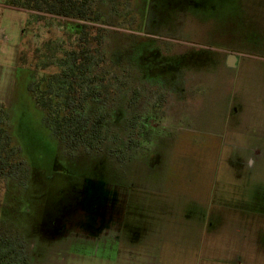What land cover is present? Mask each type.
<instances>
[{
    "label": "rangeland",
    "instance_id": "1",
    "mask_svg": "<svg viewBox=\"0 0 264 264\" xmlns=\"http://www.w3.org/2000/svg\"><path fill=\"white\" fill-rule=\"evenodd\" d=\"M128 2L117 29L143 35L126 41L131 77L175 91L178 108L151 112L161 141L122 160L54 136L29 83L58 61L38 59L47 48L68 45L62 23L0 0V109L24 164L0 187V226L30 264H264V0ZM233 51L237 68L218 55Z\"/></svg>",
    "mask_w": 264,
    "mask_h": 264
},
{
    "label": "trees",
    "instance_id": "2",
    "mask_svg": "<svg viewBox=\"0 0 264 264\" xmlns=\"http://www.w3.org/2000/svg\"><path fill=\"white\" fill-rule=\"evenodd\" d=\"M122 1L124 0H98L96 4L95 0H8L11 6L47 12L49 14L47 17L57 18L60 23L64 21L63 24L68 26L64 40L68 45L63 51L52 53L47 48L43 55L38 57L42 60L47 55L56 54L58 61L44 65V70H49V73L37 81L30 82L29 88L43 112L45 123L51 127L54 136L71 150L77 148L96 152L110 150L112 153L124 154L126 151L121 144L124 135L120 131L122 126L114 125L130 121L143 126L141 122L143 114L138 110L141 104L138 85L132 79L129 82L119 77L120 74L126 73L123 61V58H126L125 54L128 53L126 41L129 37L143 38L141 34L117 29L119 27L117 24L126 21L123 18L126 11L123 15L120 14V6L129 2L125 0L120 5ZM111 10L112 14L109 15ZM34 17L38 20L47 19L37 13ZM62 17L90 21L98 26L81 23L80 29H77L78 23L62 20ZM100 24L116 28L109 40L112 43H108L106 47L103 45L105 33ZM125 28L134 29L131 26ZM159 40L157 38V41ZM116 46L123 52L122 56L116 54ZM227 54L218 53L224 57ZM107 60L110 62V69L104 65ZM132 88L133 94L127 99L126 89ZM36 89L39 90L37 92L39 95L35 92ZM146 136H150L148 131ZM136 137L138 135H135ZM111 138L114 140L112 145L109 142ZM14 152L18 154L13 144L10 125L0 109L1 188L8 187L14 178L21 177L24 164L22 159L17 161L13 158ZM8 233L7 227L0 226V264H30L29 251L23 239L20 235L10 238Z\"/></svg>",
    "mask_w": 264,
    "mask_h": 264
},
{
    "label": "flooded vegetation",
    "instance_id": "3",
    "mask_svg": "<svg viewBox=\"0 0 264 264\" xmlns=\"http://www.w3.org/2000/svg\"><path fill=\"white\" fill-rule=\"evenodd\" d=\"M35 12L37 14H40V15L49 16V14L47 12H39V11H35ZM111 14H112V10L110 11L109 15H111ZM62 18H63V20H66V21H71L72 19H76V18H70V17H62ZM63 22H62V26H61V27H63L61 34L63 36V40H65L66 39L65 34H66V30H68V26H66L65 23L63 24ZM86 22H88V21L84 22L82 20L81 23H86ZM81 23H78L76 25L77 29H80ZM96 26H98V25H96ZM99 26L103 29V31L105 33V41L103 42V45L106 47L108 45V43H112L109 40L111 39V36L113 35V30H114L113 28L114 27L111 25H103V24H100ZM124 32L137 34V32H140V31H133L130 29H124ZM157 38H158V36H157ZM228 55L229 54H227L225 56V58L228 59ZM237 56H238V59H237L235 68H237L241 62L240 56L238 54H237ZM219 57H222V59H223L222 62L226 65L228 61L227 62L224 61V58H223L224 56H219ZM123 61H125V66H126L125 72L126 73L120 74L119 77L121 80H125V81L130 82L133 80L130 72H131V67L134 65L132 62L129 61V58H123ZM109 63L110 62L108 60L105 61L104 65L107 66V69L111 68V65ZM229 67H231V66H229ZM33 81H35V80H32V82ZM134 81H136V83L138 85L137 87L139 90L138 91L139 92L138 93L139 102L145 101L143 99H148L147 102L145 101L146 102V108L145 109L148 112H147V114H145L144 111H141L143 114L142 120H141V122L143 123V126H141L140 124H134L130 121L122 123V128L120 129V131H122L124 137L121 139V144H123V146H124L123 148L125 149L126 152L124 154H116V153H112L110 150L107 151V153H109L111 155H116L122 160H124L126 157H131V156L136 155L137 153L135 151L137 150V148H135V146H138L142 141H144V142L152 141L153 144H155L154 142H156L157 145L161 141V138H160L161 134L159 133L158 128L161 129L163 127H161L160 123L157 124V126H158L157 127V138L155 140H152L151 135L146 137V132H147V130H145L147 128L146 127L147 126L146 119H148L147 116H150L151 112L156 111L157 115L161 114L163 117H165V114H166V112L169 111V109H174V108L177 109L178 108L177 100H176L177 95H176L175 91L169 90L168 88H165V87H160L159 85H154L151 80L144 79L143 81L142 80H134ZM125 93L128 94V96H126V97H127V99H129V96L133 94V88L131 90L126 89ZM176 109H175V111H176ZM175 111H173L172 114L175 113ZM157 118H159V117H157ZM133 126H134V129H133ZM131 131H133V132H131ZM135 135H138V137H136L137 139L135 138ZM109 142H110V145H112L114 143V140L111 138L109 140ZM149 150L150 149L148 148L146 151H149ZM247 160L250 162H253L254 158L249 156L247 158ZM103 219L104 218L95 219V221H94V226H96L95 228L101 229V227L105 226L104 222L102 221Z\"/></svg>",
    "mask_w": 264,
    "mask_h": 264
},
{
    "label": "water",
    "instance_id": "4",
    "mask_svg": "<svg viewBox=\"0 0 264 264\" xmlns=\"http://www.w3.org/2000/svg\"><path fill=\"white\" fill-rule=\"evenodd\" d=\"M238 56L236 53H230L228 55V65L231 67H235L236 66V62H237Z\"/></svg>",
    "mask_w": 264,
    "mask_h": 264
},
{
    "label": "crops",
    "instance_id": "5",
    "mask_svg": "<svg viewBox=\"0 0 264 264\" xmlns=\"http://www.w3.org/2000/svg\"><path fill=\"white\" fill-rule=\"evenodd\" d=\"M226 53H228V52H226ZM230 53H232V52H230ZM233 53H236V52H234V51H233ZM228 54H229V53H228ZM236 54H237V53H236ZM223 58H224V61H225V62H227V61H228V59H227V58H225V57H223Z\"/></svg>",
    "mask_w": 264,
    "mask_h": 264
}]
</instances>
